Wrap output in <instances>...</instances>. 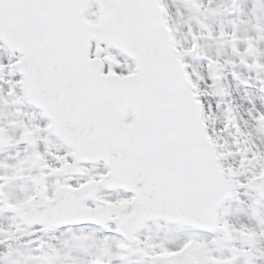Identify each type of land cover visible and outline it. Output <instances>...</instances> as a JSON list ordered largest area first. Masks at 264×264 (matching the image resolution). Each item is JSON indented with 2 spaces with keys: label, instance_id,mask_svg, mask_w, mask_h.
I'll list each match as a JSON object with an SVG mask.
<instances>
[{
  "label": "snow or ice",
  "instance_id": "obj_1",
  "mask_svg": "<svg viewBox=\"0 0 264 264\" xmlns=\"http://www.w3.org/2000/svg\"><path fill=\"white\" fill-rule=\"evenodd\" d=\"M184 3L0 0V264H264V0Z\"/></svg>",
  "mask_w": 264,
  "mask_h": 264
},
{
  "label": "rangeland",
  "instance_id": "obj_2",
  "mask_svg": "<svg viewBox=\"0 0 264 264\" xmlns=\"http://www.w3.org/2000/svg\"><path fill=\"white\" fill-rule=\"evenodd\" d=\"M227 0H212V4L210 7L216 8V7H222L225 5ZM240 3V16L241 18L246 19L248 16V13L250 9L253 6V0H239ZM170 8L172 10V20L176 22L181 29L187 25L191 24L194 28L196 27V18L197 17H202L205 15L204 9H200L197 11L194 8H191L189 6H186L184 3V0H169ZM205 7H209L207 0H205ZM209 23L211 24H216L218 23L222 17H216V16H209ZM183 34V31L181 32V35ZM211 54L215 55L216 50L215 48L211 49ZM189 63L191 64L192 68L195 70L197 73H203L206 70L205 64L202 62V60L199 57L193 56L189 57ZM225 86L230 90L232 93V103L234 105L239 106L241 109L244 108L245 101L248 98H254L255 102L257 104H264V98H260L258 93L255 92V90H248L247 92L243 89H240L236 86L234 82H232L230 79L225 81ZM256 94V95H255ZM252 95L251 97H249ZM251 98V99H252ZM9 134L13 136H18L19 135V130L18 129H10ZM260 142H264V134L260 135L259 137ZM15 154V149L14 148H4L2 151H0V159H9L11 155ZM32 184L26 182V181H21L17 180L11 183L8 186V192L14 196H22L24 193L25 189H31ZM242 200H248V196L243 195V190L242 194L240 197ZM226 207L229 209L228 217L229 219L240 222L243 220H246L247 217L245 216L244 213H239L236 212L235 209L237 205L233 201H229L226 204ZM9 216L2 217L0 216V223L2 224H9L11 223L8 218ZM5 218V219H3ZM249 223H253V221L249 220ZM150 235H157L159 234L161 237H166L168 239H174L177 235V232L174 229L169 228L166 225L163 224H154L151 226L150 232L148 233ZM257 247L264 249V242H261L257 245Z\"/></svg>",
  "mask_w": 264,
  "mask_h": 264
},
{
  "label": "flooded vegetation",
  "instance_id": "obj_3",
  "mask_svg": "<svg viewBox=\"0 0 264 264\" xmlns=\"http://www.w3.org/2000/svg\"><path fill=\"white\" fill-rule=\"evenodd\" d=\"M26 182H28V183L31 184V182H29V181H26ZM31 187H32V186H31ZM0 216H2V217L9 216V217H7V218H8V220H9L10 222H12L11 217H10V215H8V214L0 215ZM3 219H5V218H3Z\"/></svg>",
  "mask_w": 264,
  "mask_h": 264
}]
</instances>
